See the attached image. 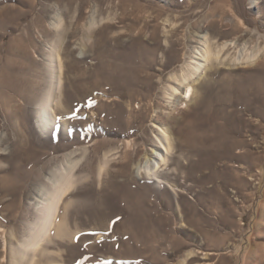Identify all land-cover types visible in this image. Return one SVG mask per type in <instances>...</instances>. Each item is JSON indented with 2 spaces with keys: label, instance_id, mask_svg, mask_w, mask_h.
I'll return each instance as SVG.
<instances>
[{
  "label": "rangeland",
  "instance_id": "374dc122",
  "mask_svg": "<svg viewBox=\"0 0 264 264\" xmlns=\"http://www.w3.org/2000/svg\"><path fill=\"white\" fill-rule=\"evenodd\" d=\"M205 30L236 47L182 99L172 74ZM51 46L56 114L41 130ZM0 93V264H16L68 158L82 180L30 264H264V0H0ZM161 126L175 147L157 179L138 165Z\"/></svg>",
  "mask_w": 264,
  "mask_h": 264
},
{
  "label": "bare ground",
  "instance_id": "6f19581e",
  "mask_svg": "<svg viewBox=\"0 0 264 264\" xmlns=\"http://www.w3.org/2000/svg\"><path fill=\"white\" fill-rule=\"evenodd\" d=\"M208 26H212V23L210 22ZM150 36L153 39V41L157 45H159L157 33L151 31ZM200 39L202 40L201 46L200 47H198L197 45L194 46V50L192 51L194 55L190 56L191 60L188 61L187 68H181V72L179 71V73L172 74V77L176 81L177 85L171 87L172 88L171 94L175 95V93L178 92L180 88H183L182 99H186L189 96L192 90L191 79L194 77L195 74L199 73L200 70L202 71V69L205 68V66L208 63H212L214 60L215 61L220 60L223 56V55L221 56L220 54L222 51L224 52L225 49L229 50L232 47H236V41L224 40L219 42V40L215 38V35L210 34L208 30H205V32L202 33ZM48 49L49 52L47 57H48V66L50 68V72H49L50 80L48 81L47 87L45 89V93L43 95V102L39 100L41 103H43L42 104L43 106L39 108L37 113V124L41 130H45L55 121V114H56L52 105V100L54 99V87L51 82L52 79L51 71H53L52 62H53V56L55 55L54 54L55 49L53 46L49 47ZM255 55L256 53H252V52L249 53L248 55L240 54V56L233 58V60L240 61L245 59L246 61H248L253 57H255ZM5 109H7V107ZM158 129L161 130L162 134L164 135L165 141L160 136H158L157 138L159 140V144L158 143L155 144L156 149H153L151 153V157L153 158L151 159V157H149L148 159H146L144 164H141L140 162L138 168L139 171H141V173L149 177L155 176L157 179H161L162 176L158 174V169L168 163V155L175 147V144L172 138V132L169 134L168 133L169 130L167 127L163 128L161 126V128ZM127 145H129V142H127ZM24 149L25 150H23L22 153L19 154L20 158L22 160H27V159L33 160L35 158V155H33V158L32 156H27V153H29L30 151L29 147H26ZM20 150L22 149H19V151ZM8 156L9 158H13L14 153H9ZM104 157L107 158V153L104 154ZM66 161H67L66 166H63L62 168H57L53 175L48 176L46 183L43 185V189H41V197H40L41 200H39L36 206L37 214H36V218L34 219L35 222L32 223L31 233L27 238H23V241L18 240L17 243H19V245L18 247H16V249L13 252L14 260L16 264H30V262L35 259L34 258L35 256L32 257L29 256L28 254L32 251L34 253L39 246H42L41 245L42 241H44L46 236L51 233L52 228L57 223L58 211L64 199L77 186L78 182L82 180V176H79L77 174V170L79 168V166H77V160L73 162L68 158ZM179 164H180L179 168H181L182 171H184L183 169H185L187 165L185 163H179ZM122 194L130 199L133 208L135 207L141 211L144 210L143 205L145 203L144 202L145 200L143 197L141 199L140 196H138L139 199L137 198V195L139 193L137 194L136 190H132L129 187H125L123 189ZM119 195L120 192L116 191L115 194L112 196L114 197V199H116V197ZM143 195L145 197V194ZM143 195L141 194V196ZM179 199H177V206L180 208L182 203H180ZM144 212L143 214H145ZM139 218L140 216L135 219H139ZM61 223L62 220L58 222V225H61ZM0 232L4 234L6 232L5 228H2L0 226ZM19 254L20 256H18Z\"/></svg>",
  "mask_w": 264,
  "mask_h": 264
}]
</instances>
